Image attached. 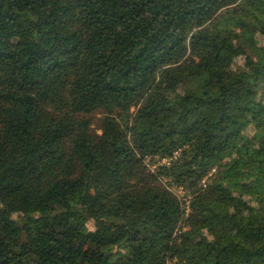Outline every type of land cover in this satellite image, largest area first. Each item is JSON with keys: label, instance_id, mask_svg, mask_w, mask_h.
<instances>
[{"label": "trees", "instance_id": "trees-1", "mask_svg": "<svg viewBox=\"0 0 264 264\" xmlns=\"http://www.w3.org/2000/svg\"><path fill=\"white\" fill-rule=\"evenodd\" d=\"M0 264H264V0H0Z\"/></svg>", "mask_w": 264, "mask_h": 264}, {"label": "rangeland", "instance_id": "rangeland-1", "mask_svg": "<svg viewBox=\"0 0 264 264\" xmlns=\"http://www.w3.org/2000/svg\"><path fill=\"white\" fill-rule=\"evenodd\" d=\"M168 161H169V159H167ZM166 160V161H167ZM174 189V191L176 192V194H178L180 197H184V195H185V192H184V190H182V189H175V188H173ZM188 202V201H187Z\"/></svg>", "mask_w": 264, "mask_h": 264}]
</instances>
